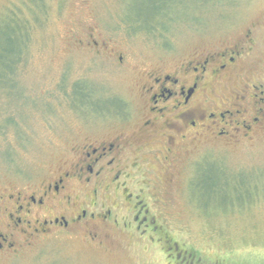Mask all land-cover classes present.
<instances>
[{"label":"rangeland","instance_id":"1","mask_svg":"<svg viewBox=\"0 0 264 264\" xmlns=\"http://www.w3.org/2000/svg\"><path fill=\"white\" fill-rule=\"evenodd\" d=\"M166 2L170 17L158 15L168 5L160 0H0V71L15 67L7 54L25 39L13 32L10 39L9 20L27 28L12 84L0 83V196L40 188L79 143L120 130L146 65L171 69L182 58L239 44L246 48L239 70L208 91L209 104L264 83V0ZM245 108L248 121L251 100ZM202 139L174 160L180 179L158 222L161 234L199 264H264V117L248 135ZM161 172L153 160L149 173ZM103 201L88 213L111 207L119 219L123 210ZM6 206L2 199L0 231L12 246L0 249V264H168L162 242H138L117 229L102 245L84 228L28 239L12 229ZM92 224L108 230L98 217Z\"/></svg>","mask_w":264,"mask_h":264},{"label":"flooded vegetation","instance_id":"2","mask_svg":"<svg viewBox=\"0 0 264 264\" xmlns=\"http://www.w3.org/2000/svg\"><path fill=\"white\" fill-rule=\"evenodd\" d=\"M238 45L182 58L171 69L146 65L120 130L78 142L71 159L40 188L0 196L9 204L5 216L12 229L30 239L84 228L98 245L112 238L109 229H117L134 234L138 242L145 239L152 246L162 242L168 264H199L193 253L179 251L169 236H162L158 222L167 218L164 206L172 203L175 177L180 179L174 160L187 145L207 137L217 141L231 130L248 135L264 117L263 82L233 90L220 105L209 104L208 91L239 70V57L246 48ZM250 100L252 115L246 121L242 117ZM150 141L156 145L146 144ZM155 159L162 172L151 176L150 163ZM106 197L123 210L119 219L111 217V207L88 213L92 206H104ZM97 217L108 230H96L92 221ZM8 246H12L8 234L0 231V249Z\"/></svg>","mask_w":264,"mask_h":264},{"label":"trees","instance_id":"3","mask_svg":"<svg viewBox=\"0 0 264 264\" xmlns=\"http://www.w3.org/2000/svg\"><path fill=\"white\" fill-rule=\"evenodd\" d=\"M161 1V5H163V3H167L166 2V0H160ZM168 4V3H167ZM172 7H173V3L172 4H168L167 5V9L165 10V11H162L161 13H159L158 15H160L161 17H170V14L171 13H169V10H170V8L172 9ZM171 11V10H170ZM158 15H156V16H158ZM9 20V19H8ZM25 23V22H24ZM24 23H22V22H17V21H15V20H13V19H11V21L9 20V26H10V28H11V31H10V39H11V36H12V32L14 33V36L15 37H17L16 35H19V36H25L24 38V40H22V42H18V44H13L11 47H10V52L7 54V55H10V54H14L15 55V57H13L11 60H13L14 59V64H15V67L14 68H12V69H10V66L8 65V66H5L6 67V69L4 68V70H2V71H0V83H2V84H5V83H7V82H10L11 84H12V80L13 79H11L10 81H9V78L11 77V76H13V74L15 75L16 74V72H17V64H18V62H20V60H21V57H22V55H25V52H26V37H27V35H26V33L25 32H27V28L25 27L24 28V26L25 25H23ZM148 30H152V29H154L152 26H150V28H147ZM157 29V28H156ZM12 40V39H11ZM4 54V53H3ZM2 57H3V55H1V60H2ZM10 61V60H9ZM10 84V85H11ZM12 86V85H11ZM7 121H8V124H12L13 123V117L11 116V117H9L8 119H7Z\"/></svg>","mask_w":264,"mask_h":264}]
</instances>
